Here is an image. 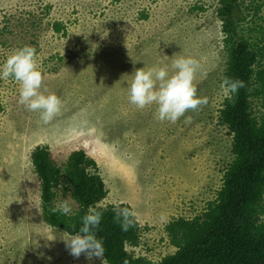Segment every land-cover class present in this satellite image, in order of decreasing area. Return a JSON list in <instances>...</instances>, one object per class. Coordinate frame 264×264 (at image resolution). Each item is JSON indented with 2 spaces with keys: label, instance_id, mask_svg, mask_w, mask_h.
<instances>
[{
  "label": "rangeland",
  "instance_id": "374dc122",
  "mask_svg": "<svg viewBox=\"0 0 264 264\" xmlns=\"http://www.w3.org/2000/svg\"><path fill=\"white\" fill-rule=\"evenodd\" d=\"M217 6L218 0H0V26H14L0 46V64L31 46L41 91L62 101L60 113L43 124L18 103L19 84L0 79V264L105 260L74 258L60 239L67 233L45 222L31 162L38 146H48L58 165L76 150L97 161L108 190L100 206L129 204L140 223L139 244L128 246L133 256L160 261L176 251L167 225L203 214L233 158L232 134L219 119L227 53ZM50 20L63 22L61 34ZM181 56L198 62L194 86L206 103L175 123L158 121L155 105L140 110L129 103L126 81L134 69L167 65L171 72ZM61 201L78 209L68 192Z\"/></svg>",
  "mask_w": 264,
  "mask_h": 264
},
{
  "label": "trees",
  "instance_id": "16d2710c",
  "mask_svg": "<svg viewBox=\"0 0 264 264\" xmlns=\"http://www.w3.org/2000/svg\"><path fill=\"white\" fill-rule=\"evenodd\" d=\"M263 7L264 0H218L227 53L224 79L244 84L229 94L231 99L225 97L220 109V122L232 134L233 158L203 214L167 225L174 253L153 261L128 251L139 244L140 223L136 217L134 226L122 231L114 220V206H100L108 190L100 166L84 150L72 152L62 165L48 146L32 151L45 222L70 233L79 229L89 208L100 211L96 235L103 240L107 264H264V25L257 23L264 22L259 15ZM49 22L59 34L65 28L60 20ZM0 27L1 46L9 42L14 26L9 21ZM3 110L0 102V114ZM62 191L78 204L70 217L52 211ZM123 207L132 210L129 204Z\"/></svg>",
  "mask_w": 264,
  "mask_h": 264
},
{
  "label": "clouds",
  "instance_id": "9594fccd",
  "mask_svg": "<svg viewBox=\"0 0 264 264\" xmlns=\"http://www.w3.org/2000/svg\"><path fill=\"white\" fill-rule=\"evenodd\" d=\"M170 68L171 72L167 65L136 68L126 83L130 104L140 110L155 105L154 116L158 121L175 123L186 111L196 110L206 103V99L197 95L194 86L195 74L199 69L195 59L183 56L173 58ZM8 78L19 84L18 103L31 112L39 113V120L43 124H48L60 113L61 99L54 93L44 94L41 91L42 73L38 70L34 49L31 46L26 45L15 50L0 64V79ZM243 86L242 81L227 77L221 83V88L228 99H231L230 93L235 94ZM185 122L189 123L190 117H185ZM52 211L64 217L72 215V207L67 201L57 203ZM113 212L114 220L122 231L134 226L136 219L134 211L116 205ZM101 218L100 211L89 208L81 217L79 229L60 238L70 255L79 258L81 254H85L88 260L103 257L104 243L96 235ZM102 264H105V260Z\"/></svg>",
  "mask_w": 264,
  "mask_h": 264
}]
</instances>
